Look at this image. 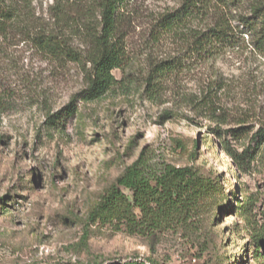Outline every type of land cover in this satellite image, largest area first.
<instances>
[{
  "label": "rangeland",
  "instance_id": "obj_1",
  "mask_svg": "<svg viewBox=\"0 0 264 264\" xmlns=\"http://www.w3.org/2000/svg\"><path fill=\"white\" fill-rule=\"evenodd\" d=\"M62 1L71 19L99 23L98 11L81 18L77 0ZM185 1H125L120 25L130 65L114 71L122 83L100 100H77L61 127L49 125L48 115L87 86L90 66L56 61L20 28L5 35L0 27V264H264V245L258 250L252 241L254 231L264 239V164L249 165L250 139L264 123V55L247 23L256 21L254 9L264 0H204L192 27L227 18L236 41L214 59H188L152 100L146 85L152 66L188 54L179 35L158 36L157 22ZM56 2L20 5L52 26ZM73 42L85 48L80 37ZM241 126L250 134L237 137L232 130ZM146 148L156 168L189 166L211 181L205 201L154 239L90 219Z\"/></svg>",
  "mask_w": 264,
  "mask_h": 264
},
{
  "label": "trees",
  "instance_id": "obj_2",
  "mask_svg": "<svg viewBox=\"0 0 264 264\" xmlns=\"http://www.w3.org/2000/svg\"><path fill=\"white\" fill-rule=\"evenodd\" d=\"M125 1L77 0L80 3L78 14L81 18H88V14L99 12L100 20L96 24L92 22V17L82 23L71 19L63 1L57 0L52 7V26L40 19L33 20L21 8L20 0L0 1V27L5 30V35L9 29L20 28L28 34L34 46L48 57L59 62L73 61L90 66L86 70L87 86L64 109L48 115L49 125L61 127L67 118L76 113L77 100H100L122 83L123 80H119L114 71L124 72L130 65L126 39L120 25ZM205 8L204 0H186L181 8L167 12L158 20V36L179 35L186 41L188 54L162 59L152 66L146 76L150 99L157 100L162 97L166 83L187 68L188 59H214L236 41V33L227 18H220L204 27H192L191 23L201 19ZM254 14L256 21L247 23L251 27L256 49L264 55V5L257 6ZM74 37L85 40V48L76 47ZM209 102H205L206 107L213 106ZM232 131L238 132L235 134L237 137L250 134L247 126ZM191 142L195 149L199 148L198 138L194 137ZM253 142L255 145L249 155V165L255 160L264 164V123L251 137L250 143ZM180 145L185 149L183 142ZM224 148L237 161L230 146L226 145ZM151 157L146 148L127 167L90 211L92 221L112 223L118 229L124 226L132 235H149L154 239L158 231L179 222L191 207H198L205 201L211 190V181L208 178L192 167L168 162L158 169L151 162ZM237 164L243 167V164ZM252 241L258 250L264 245L263 235L258 231L253 232ZM148 263L155 264L151 260L109 264Z\"/></svg>",
  "mask_w": 264,
  "mask_h": 264
},
{
  "label": "built area",
  "instance_id": "obj_3",
  "mask_svg": "<svg viewBox=\"0 0 264 264\" xmlns=\"http://www.w3.org/2000/svg\"><path fill=\"white\" fill-rule=\"evenodd\" d=\"M148 264H150V263H148Z\"/></svg>",
  "mask_w": 264,
  "mask_h": 264
}]
</instances>
